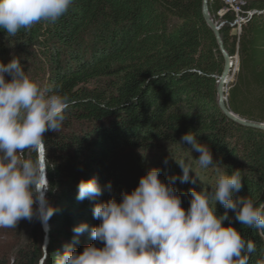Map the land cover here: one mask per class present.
Here are the masks:
<instances>
[{
  "label": "trees",
  "instance_id": "1",
  "mask_svg": "<svg viewBox=\"0 0 264 264\" xmlns=\"http://www.w3.org/2000/svg\"><path fill=\"white\" fill-rule=\"evenodd\" d=\"M202 7L203 0H74L55 23L40 21L15 36L0 30V62L19 58L30 78L72 101L61 130L44 133L46 198L56 209L48 221L46 251L41 222L22 219L16 227L0 228L8 240L0 264H57L69 248L103 247L91 237V228L101 222L93 217L95 203L120 202L153 167L170 182L182 175L175 159L193 158L194 170L210 185L220 172L238 169L242 189L234 199L249 196L264 203V132L238 126L217 107L224 58ZM225 8L221 0H209L212 17L224 22L225 49L233 60L238 57L227 106L243 120L264 124V0H247L244 11L252 15L236 35V15L228 11L220 17ZM189 131L212 151L214 164L207 169L195 165L199 153L180 144ZM23 155L39 158L30 150ZM190 175L195 184L173 185L186 211L190 190L205 187ZM93 177L102 195L78 199L79 183ZM224 212L217 203V215ZM228 215L224 225L231 223L256 244L248 264H264V231L243 226L231 210ZM81 223L88 230L77 234L73 229ZM9 236H17L16 243Z\"/></svg>",
  "mask_w": 264,
  "mask_h": 264
},
{
  "label": "clouds",
  "instance_id": "2",
  "mask_svg": "<svg viewBox=\"0 0 264 264\" xmlns=\"http://www.w3.org/2000/svg\"><path fill=\"white\" fill-rule=\"evenodd\" d=\"M74 0H0V30L15 36L40 21L55 23L67 13ZM5 74L11 76L10 80ZM70 98L51 85H41L30 78L20 59L0 62V228H13L22 219L37 218L47 230L56 209L49 204L45 154L47 131L59 132L66 119ZM199 153L195 165L207 169L214 164L208 145L198 141L193 131L182 135L180 144ZM39 153V158H25V151ZM192 156V155H191ZM175 159V158H174ZM182 175L165 183L160 169L151 168L122 199L97 201L93 217L101 221L91 228L94 241L77 252L67 249L57 264H248L256 251L254 241L242 236L229 223L228 211L248 228L264 231V203L234 196L242 189L240 170L220 172L214 185L205 184L194 170L193 158L175 159ZM167 159L164 163L167 164ZM195 173L205 184L200 191L190 190V207H182L174 183H196ZM210 186V188L208 187ZM111 188V184L107 186ZM102 187L93 177L78 185L77 198L95 199ZM217 203L225 209L217 215ZM88 230L86 223L73 231ZM259 264V262H257Z\"/></svg>",
  "mask_w": 264,
  "mask_h": 264
},
{
  "label": "water",
  "instance_id": "3",
  "mask_svg": "<svg viewBox=\"0 0 264 264\" xmlns=\"http://www.w3.org/2000/svg\"><path fill=\"white\" fill-rule=\"evenodd\" d=\"M202 12H203V19L205 24H207L208 28L214 33L218 48L224 58V72L222 76L220 77L219 81L217 82V107L221 110L222 114L235 124H237L240 127L244 128H250L258 131L264 132V124L260 123H255L251 121H246L241 119L239 116L234 114L232 111H230V108L227 106V85L230 81V75L233 71V59L231 58L228 50L225 49L224 42L222 40L221 36V28L222 26H218L215 24L212 14L209 10V0H203V7H202ZM233 26H236L233 25ZM48 181V180H47ZM45 229V228H44ZM49 231V222L47 223V230H45V233L47 234ZM48 236L46 237V247L48 245ZM46 251V248H45ZM43 263V261H42ZM41 263V264H42Z\"/></svg>",
  "mask_w": 264,
  "mask_h": 264
},
{
  "label": "rangeland",
  "instance_id": "4",
  "mask_svg": "<svg viewBox=\"0 0 264 264\" xmlns=\"http://www.w3.org/2000/svg\"><path fill=\"white\" fill-rule=\"evenodd\" d=\"M221 17V16H220ZM213 20H214V22H215V24H217L218 26H223L224 25V22H222V20H216L215 21V19L213 18ZM233 32H232V34H234V35H236V34H240L241 33V31L239 30V27H238V25H236V26H234L233 27V30H232ZM233 71H232V73H231V77H230V81H229V83L230 82H232L233 80H234V77H235V74L238 72V57L237 56H235L234 57V60H233ZM47 193V192H46ZM41 227H42V231H43V233H44V237H43V239H42V250H43V252L45 253V248H46V237H47V235H46V233H45V227L41 224ZM30 229V228H29ZM31 231V230H30ZM49 232V231H48ZM48 234V233H47ZM27 235L28 236H30V234L29 233H27L26 234V237H27ZM6 236V235H5ZM7 237V236H6ZM13 241H15L14 243H16V241H17V236H14V238L12 237V236H9ZM5 241H8V240H6V238L4 237V234L0 231V253H7V250H8V245H7V243L5 242ZM22 244L23 245H26V240L25 241H23L22 242ZM10 256H12V255H10ZM11 258H13V257H11ZM12 261V260H11ZM43 261V260H42ZM42 261H41V263H42ZM43 264V263H42Z\"/></svg>",
  "mask_w": 264,
  "mask_h": 264
},
{
  "label": "built area",
  "instance_id": "5",
  "mask_svg": "<svg viewBox=\"0 0 264 264\" xmlns=\"http://www.w3.org/2000/svg\"><path fill=\"white\" fill-rule=\"evenodd\" d=\"M221 2L226 8L221 11L220 16L223 17L226 12L232 11L236 15L235 24L238 25L241 31V26L244 24L245 19L252 15V12L244 11L247 0H221Z\"/></svg>",
  "mask_w": 264,
  "mask_h": 264
}]
</instances>
